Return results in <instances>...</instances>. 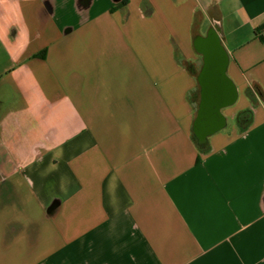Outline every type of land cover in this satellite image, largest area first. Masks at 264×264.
I'll use <instances>...</instances> for the list:
<instances>
[{"label":"crops","instance_id":"crops-1","mask_svg":"<svg viewBox=\"0 0 264 264\" xmlns=\"http://www.w3.org/2000/svg\"><path fill=\"white\" fill-rule=\"evenodd\" d=\"M263 29L264 0H0V264H264ZM210 31L236 96L202 151Z\"/></svg>","mask_w":264,"mask_h":264},{"label":"water","instance_id":"water-1","mask_svg":"<svg viewBox=\"0 0 264 264\" xmlns=\"http://www.w3.org/2000/svg\"><path fill=\"white\" fill-rule=\"evenodd\" d=\"M206 39L211 43L207 52H204V64L198 77L201 85V101L194 122V134L199 144L206 142L207 136L212 128H203L208 119L214 120L220 115V109L232 103L236 93L226 77L225 70L227 58L218 39L213 32H208ZM198 49L205 50L204 46L198 42ZM58 207V202L54 201L48 207V215H52Z\"/></svg>","mask_w":264,"mask_h":264},{"label":"trees","instance_id":"trees-1","mask_svg":"<svg viewBox=\"0 0 264 264\" xmlns=\"http://www.w3.org/2000/svg\"><path fill=\"white\" fill-rule=\"evenodd\" d=\"M264 36H262V38H263ZM43 51H41L40 53H38L37 55L38 56H40V57H43ZM249 112L248 111H242V112H240V113H238L237 114V116H236V118H237V120H238V122H240V124H242V127H245V126H247L246 124H247V121L245 120V119H247L246 117H247V114H248ZM199 145V148L202 150V151H206L207 149H208V144H198Z\"/></svg>","mask_w":264,"mask_h":264},{"label":"built area","instance_id":"built-area-1","mask_svg":"<svg viewBox=\"0 0 264 264\" xmlns=\"http://www.w3.org/2000/svg\"><path fill=\"white\" fill-rule=\"evenodd\" d=\"M261 35H263V36H264V29L262 30V32H261Z\"/></svg>","mask_w":264,"mask_h":264},{"label":"flooded vegetation","instance_id":"flooded-vegetation-1","mask_svg":"<svg viewBox=\"0 0 264 264\" xmlns=\"http://www.w3.org/2000/svg\"><path fill=\"white\" fill-rule=\"evenodd\" d=\"M207 126L206 125H203V128H206Z\"/></svg>","mask_w":264,"mask_h":264}]
</instances>
